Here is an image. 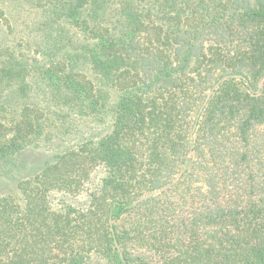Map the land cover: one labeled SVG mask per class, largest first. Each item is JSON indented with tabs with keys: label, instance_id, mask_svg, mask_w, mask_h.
<instances>
[{
	"label": "trees",
	"instance_id": "obj_1",
	"mask_svg": "<svg viewBox=\"0 0 264 264\" xmlns=\"http://www.w3.org/2000/svg\"><path fill=\"white\" fill-rule=\"evenodd\" d=\"M0 264H264V0H0Z\"/></svg>",
	"mask_w": 264,
	"mask_h": 264
},
{
	"label": "rangeland",
	"instance_id": "obj_2",
	"mask_svg": "<svg viewBox=\"0 0 264 264\" xmlns=\"http://www.w3.org/2000/svg\"><path fill=\"white\" fill-rule=\"evenodd\" d=\"M5 34H6V33H5ZM216 86H217V85H216ZM216 86H215V87H216ZM215 87H214V88L212 89V91L209 93L208 97L212 94V92H213V90L215 89ZM216 90H217V89H216ZM216 90H215V91H216ZM214 93H215V92H214ZM214 93H213V94H214ZM213 94H212V95H213ZM208 97H207V99H208ZM211 97H212V96H211ZM207 99H206V101H207ZM206 101H205V103H206ZM205 103L203 104V106L205 105ZM203 106H202L200 112H202V111L204 110V109H203ZM206 106H207V104H206ZM206 106H205V107H206ZM202 109H203V110H202ZM200 112H199V113H200ZM197 117H199V115H198ZM197 120H198V118H197ZM196 129H197V125L194 126V132H195ZM179 174H180V173H179ZM179 174H178V176H179ZM178 176L176 177L175 182H176L177 180H179V179H178ZM168 188H169V187H164V188H162V189H160V190L154 192L152 195H153V196L159 195L162 191H164L165 189H168ZM29 234H30V232H29ZM118 246H119V245H118ZM116 247H117V246H116Z\"/></svg>",
	"mask_w": 264,
	"mask_h": 264
},
{
	"label": "water",
	"instance_id": "obj_3",
	"mask_svg": "<svg viewBox=\"0 0 264 264\" xmlns=\"http://www.w3.org/2000/svg\"><path fill=\"white\" fill-rule=\"evenodd\" d=\"M218 86H219V84L215 87V89L213 90L212 94L215 92V90L218 88ZM212 94L208 97V99H207L205 105L203 106V109L205 108L206 104H208V102L210 101ZM203 109H202V110H203ZM182 174H183L182 172L179 174L178 179H180V178L182 177ZM116 246L119 247L118 244H116ZM122 259H123V261H124V257H123V255H122Z\"/></svg>",
	"mask_w": 264,
	"mask_h": 264
}]
</instances>
